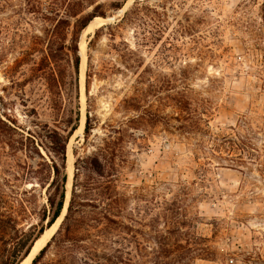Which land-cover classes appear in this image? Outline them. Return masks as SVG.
<instances>
[{"label": "rangeland", "instance_id": "rangeland-1", "mask_svg": "<svg viewBox=\"0 0 264 264\" xmlns=\"http://www.w3.org/2000/svg\"><path fill=\"white\" fill-rule=\"evenodd\" d=\"M55 1L0 0V222L16 224L0 231V249L37 233L66 138L67 207L75 188L91 226L69 254L58 236L37 264H105V212L122 224L108 236L127 238L139 262L190 241L191 264H264V0H141L155 27L126 20L116 36L106 25L136 0L121 13L111 0H84L79 15L114 18L86 35L83 76L49 57L58 12L76 19L70 0ZM238 138L256 156L240 153Z\"/></svg>", "mask_w": 264, "mask_h": 264}, {"label": "trees", "instance_id": "trees-1", "mask_svg": "<svg viewBox=\"0 0 264 264\" xmlns=\"http://www.w3.org/2000/svg\"><path fill=\"white\" fill-rule=\"evenodd\" d=\"M60 2V4L63 2L62 0H56L54 3L56 4ZM111 5L115 8H122L126 2V0H111ZM86 2H89L87 0ZM68 9H70L72 14L71 16H76L75 21L73 22L71 26V22L69 19L64 18L60 12H58V19L56 23V33L59 38L58 42V48L54 49L51 48L49 52V57L53 62H58L59 59H65L66 62L69 63L72 62V66L74 69V73L76 76L79 74L80 70V37L81 32L85 29V27L97 16L102 15L105 16V12H95L92 14H78V12H75V7L81 8L84 0H70L64 2ZM141 0H136L134 7L127 11L125 15L120 19V21L115 24H108L106 25L107 28L110 30H113L110 32V35L116 36V31H118L124 23H126V20H129L130 22L137 23L138 27L146 30L150 33L148 28H154L153 18L147 15L145 10L151 11V9L147 6L141 5ZM74 10V11H73ZM79 15V16H78ZM148 16V18H144V16ZM262 19L264 23V1L262 4ZM68 35L70 36L68 38ZM144 35V33H143ZM98 36V31L96 32V38ZM144 40H150V36L144 35ZM94 39H92L89 43V47L93 44ZM114 46V44H112ZM129 49V46L128 48ZM132 50V49H131ZM131 54H135V52L132 50ZM125 59L127 60L126 56L128 53L123 54ZM131 56V55H130ZM128 61V60H127ZM89 64L87 69V88L89 87L88 83L90 78L93 76L94 72V65L92 62V56L89 54ZM135 66V65H134ZM88 90V89H87ZM90 116L87 117V126L90 124ZM77 128V124H75L71 130L69 131V135L72 134V132ZM56 140V138H55ZM239 142L241 141L242 144H239L238 141H234L233 145L234 147H237L240 151V153H244L248 151L247 147L248 144L244 141H242L241 138H238ZM66 141L67 139H64V142H59L56 140V142L60 143V147L56 149V155L51 159L52 164L51 168L53 170V175L49 179V185L47 190V202L44 207V214L42 216V224L39 227L37 233L34 235L33 238L30 239V241L27 244H22L20 248H15L13 250L7 249V247H4L3 249H0V264H20L21 261L26 257V255L29 253L31 247L33 246L36 239H38L42 233L45 231L46 228H48L50 225H52L57 218L61 215L64 205H65V199H66V184L68 180V174L66 172ZM231 142V140H228ZM251 150L248 151V154L255 155L253 152L258 150L254 146H250ZM239 156V155H238ZM256 156V155H255ZM240 157V156H239ZM261 156L258 155L257 158H260ZM242 159V158H241ZM243 161V160H239ZM264 164V161L262 162ZM76 190L73 188L72 196L69 201V205L67 207V213L63 219V222L58 229V231L51 237L47 245L34 257L32 264H37L41 258L45 255L48 247L52 244L53 241H55L59 236V245L61 249H59V253H66L69 254L74 250V243H76V235L81 230H88L89 226H91L88 223V220L90 219L88 213H86L85 210L81 209L79 207V204H76ZM81 205V204H80ZM83 207H86V205H83ZM80 209L82 210L81 218L76 217V214L80 212ZM2 210V209H1ZM0 210V211H1ZM0 214H3L0 212ZM114 217H109L107 213L105 212V219L107 220V223L105 224V264H178L182 262V259H187L185 264H191L192 257L188 254L192 252L191 247L188 245L190 244V241H187L186 244H182L180 242H167L171 248H176V250H180L181 252L177 255L173 254H167V255H158L155 257L154 260H150V262H139L135 256H132L131 252H127L125 248H128V243H130L127 238L122 237L123 239L118 238H111L108 236L107 233H110V229L114 228H121L122 224L121 222L115 218L116 214L113 213ZM15 221L11 217L7 220H2L0 222V231H5L7 228L15 229ZM113 226V227H112ZM112 227V228H111ZM113 228V229H114ZM118 230V229H117ZM117 235V234H116ZM115 235V236H116ZM102 244V242H99ZM132 243H136V240H132ZM62 245V246H61ZM137 246V244H135ZM209 249V248H208ZM125 253L128 256H125ZM212 256L210 254H204L201 255L200 258H206L209 259ZM199 258V257H198ZM184 264V263H183Z\"/></svg>", "mask_w": 264, "mask_h": 264}, {"label": "bare ground", "instance_id": "bare-ground-1", "mask_svg": "<svg viewBox=\"0 0 264 264\" xmlns=\"http://www.w3.org/2000/svg\"><path fill=\"white\" fill-rule=\"evenodd\" d=\"M131 2V1H130ZM124 11V8L120 9L119 10V13L123 12ZM105 19L103 17H95L86 27L85 29L83 30L82 35H81V38H80V69H81V76L84 75V70L86 68V35L89 34L90 32H94V30L97 28V26H99V24H103L105 23ZM85 99V98H83ZM82 99V100H83ZM85 105V104H84ZM83 105V106H84ZM82 106V107H83ZM81 107V108H82ZM84 108V107H83ZM82 111V110H81ZM83 112V111H82ZM85 118V116H84ZM84 118L82 120V124L81 126L76 130V132H79L81 133L82 131V128H83V122H84ZM77 134V133H76ZM69 154V153H68ZM71 155V154H70ZM72 156V155H71ZM69 162V161H68ZM68 169V168H67ZM69 178H68V181H67V185L65 187H67V190H66V199H65V202H66V205H65V210L63 211V214L64 212L66 211V208H67V203H68V200L70 198V187H71V183H70V175L72 174V168L70 167L69 169ZM67 170V171H68ZM62 214V215H63ZM62 215L57 219L56 222H54L52 225H50L48 228L45 229V231L42 233V235L40 236V238L37 240L36 242V245H35V248L32 252V254L30 256H28L21 264H31L32 263V260L34 259V257L36 256L37 252L45 245V243L51 239V237L53 236V233L55 232L56 228H57V225L59 224L60 220H61V217Z\"/></svg>", "mask_w": 264, "mask_h": 264}, {"label": "water", "instance_id": "water-1", "mask_svg": "<svg viewBox=\"0 0 264 264\" xmlns=\"http://www.w3.org/2000/svg\"><path fill=\"white\" fill-rule=\"evenodd\" d=\"M103 18L105 19V21H109V20L113 19L114 17H103ZM79 53H80V50H79ZM66 202H67V201H66ZM66 202H65V205H66ZM65 205H64V209H63V211L65 210ZM62 214H63V212H62ZM62 214H61V215H62ZM61 215H60V216H61ZM60 216H59V217H60ZM59 217H58V218H59ZM58 218H57V219H58ZM56 221H57V220H56ZM56 221H55V222H56ZM39 238H40V237H39ZM39 238H38V239H39ZM38 239L35 240L33 246L31 247V249H30V251H29V253H28V254L26 255V257L21 261V263H22V262H23L28 256H30V255L32 254V252H33V250H34V248H35V245H36V242H37ZM49 240H50V239H49ZM49 240H48V241L45 243V245H44V246H43V247L37 252V254H38V253H39V252H40V251H41V250L47 245V243L49 242ZM37 254H36V255H37ZM21 263H20V264H21Z\"/></svg>", "mask_w": 264, "mask_h": 264}]
</instances>
